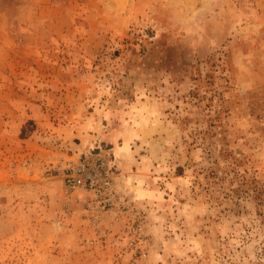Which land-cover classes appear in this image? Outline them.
<instances>
[{"label": "rangeland", "instance_id": "1", "mask_svg": "<svg viewBox=\"0 0 264 264\" xmlns=\"http://www.w3.org/2000/svg\"><path fill=\"white\" fill-rule=\"evenodd\" d=\"M90 153L107 210L63 184ZM254 190L264 0H0V264H264Z\"/></svg>", "mask_w": 264, "mask_h": 264}, {"label": "built area", "instance_id": "2", "mask_svg": "<svg viewBox=\"0 0 264 264\" xmlns=\"http://www.w3.org/2000/svg\"><path fill=\"white\" fill-rule=\"evenodd\" d=\"M64 187L69 193H82L88 205L107 210L117 202L109 158L101 154H85L78 162L62 171Z\"/></svg>", "mask_w": 264, "mask_h": 264}, {"label": "trees", "instance_id": "3", "mask_svg": "<svg viewBox=\"0 0 264 264\" xmlns=\"http://www.w3.org/2000/svg\"><path fill=\"white\" fill-rule=\"evenodd\" d=\"M231 173H235V174H238V172H236L235 170L233 171H228V172H225V176L222 177V178H218V176L216 177L217 180L219 181H224L226 182L230 177H231ZM233 180V178H232ZM247 186L248 187V183H246L245 181L243 182V187L240 188L239 190L241 191V194L244 195V196H250V194L248 193V188L245 190L244 187ZM255 192H257V196H256V199H259L261 200V202L258 204L259 206H263L264 204V200L262 199V197L264 198V191L263 190H254Z\"/></svg>", "mask_w": 264, "mask_h": 264}]
</instances>
